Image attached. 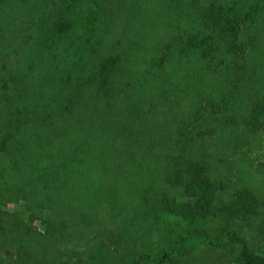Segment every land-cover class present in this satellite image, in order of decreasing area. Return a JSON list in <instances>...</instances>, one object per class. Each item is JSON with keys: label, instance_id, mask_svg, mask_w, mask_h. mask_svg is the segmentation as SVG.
<instances>
[{"label": "rangeland", "instance_id": "obj_1", "mask_svg": "<svg viewBox=\"0 0 264 264\" xmlns=\"http://www.w3.org/2000/svg\"><path fill=\"white\" fill-rule=\"evenodd\" d=\"M222 1L232 3V0ZM148 2L150 8L157 5L156 1ZM110 3L112 10L107 11L104 5ZM139 3L136 0H81L72 4L70 0H10L4 19L13 44L7 46L4 58L0 59V264L29 261L131 264L148 246L162 240V231L188 235L208 230L218 240L224 225L220 217L190 220L155 212V203L165 192L161 190L163 179L156 182V170L165 167L167 160L165 153L153 143L163 141L169 145L171 99L177 100L179 96L171 88L163 90L164 100L148 95L149 88L150 93L156 94L157 85L161 86L160 80L156 85L160 76L154 78L150 70L144 75L150 83L145 90L143 85L120 93L119 90L118 96L124 95L125 102L118 104L117 94H111L113 102L108 103L102 95L103 88L94 81L97 74L92 63L98 61L86 58L95 47L101 53L112 52L120 69L118 77L128 73L137 76L157 45H162L170 32H177L172 24L162 28L143 26ZM70 4V11L64 14L63 6ZM94 10H97L96 24L88 31L87 16ZM41 16L44 27L32 26L30 22ZM71 17L75 22L65 32L54 28ZM8 19L14 21L9 24ZM28 23L32 43L25 46L21 45L23 35L19 36L16 27ZM259 26L253 27L249 34L259 32L262 29ZM253 42L250 46L261 44L259 38ZM47 43L53 44L51 50ZM140 45L147 49H141ZM26 51L32 57L28 67L21 68L22 53ZM172 58L174 55L164 62L165 67L184 86L185 99L192 101L193 86H198L196 83L207 86L203 84V75L193 73L186 77L178 73V68H171L175 64ZM197 61L207 64L206 60L191 57L183 59L181 65L192 67ZM226 68L222 61L218 77L227 76ZM147 95L151 99L149 104ZM136 102L138 107L134 106ZM128 114L132 117L130 121L126 120ZM242 141L248 146L244 155L239 150L214 153L216 164L227 161L235 166L228 176L220 178L213 166L209 178L204 174L203 177L218 184L214 192L224 199L223 203L229 201L230 187L241 184L236 167L242 157L243 164L253 169L247 184L256 189L264 211V124ZM64 149L68 156H80L73 161H60L55 155H62ZM44 169L46 174H41ZM169 185L166 187L172 200L191 198L183 192L181 183ZM251 222L260 227H245V237L251 248L264 258L262 215ZM26 244L33 250L32 259L27 252L23 253ZM166 264L237 263L232 254L203 251L191 257H175Z\"/></svg>", "mask_w": 264, "mask_h": 264}, {"label": "trees", "instance_id": "obj_2", "mask_svg": "<svg viewBox=\"0 0 264 264\" xmlns=\"http://www.w3.org/2000/svg\"><path fill=\"white\" fill-rule=\"evenodd\" d=\"M70 1L72 4L73 1L78 3L81 0ZM136 1L140 2L139 12L143 15L141 20L143 26L162 28L164 25L172 24V29L177 32H170L164 38L163 44L157 45V49L147 57L148 64L142 67L135 77H132L134 73L118 77L116 74L120 69L117 67V57L112 52L101 53L100 49L97 51L95 47L86 57L90 58L91 62L94 58L98 61L92 63L97 74L94 81L101 85L104 90L103 97L111 104L113 102L110 100V97H113L111 94L118 96L119 90L120 93L130 88L139 89L140 85H143L145 90L146 85L150 83L145 81L144 75L150 70L154 78L160 76L156 80V85L160 80L161 86L157 85L156 94L153 91L150 93L149 88L148 95L152 94L153 98L164 100L165 88H171L174 93L176 92L179 97L177 100L171 99L169 112L172 122L169 145L166 146L163 141L153 143V146L165 153L167 160L165 167L156 170L158 173L156 182L163 179L164 188L161 190L165 192L157 199L155 212L176 214L182 219L190 220L217 216L223 220L224 225L217 235L218 240H215L208 230H198L188 235L162 231V240L148 246L131 264H166L175 257H191L192 254L196 255L203 251L232 254L237 264H264V258L251 248L245 237L248 227L259 226L251 221H256L259 215H262L264 220V211L260 208L262 199L257 196L256 189L247 184L248 174L253 171L252 167L243 164L242 157L239 159L240 164L236 168L241 184L230 187L231 199L224 203L222 202L224 199L219 198L214 192L215 189L218 190V184L203 177L204 174L209 178V171L213 166L217 168L220 178L223 175L228 176L235 166L227 161L216 164L214 153L219 155L220 152L226 154L239 150L240 154L244 155L243 152L248 146L242 140L257 132V128L264 124V0H232V3L222 0H153L157 5L152 8L148 0ZM71 4L63 6L66 9H63L66 12L64 14H68ZM9 6L10 0H0V59L4 58L7 46L13 44L10 43L4 19ZM104 7L107 11L112 10L111 3L105 4ZM96 11L87 16L88 31L96 24ZM42 17H35L36 21L30 22L31 25L42 27ZM12 21L14 20L8 19L9 24ZM72 22H75L72 17L66 18L54 28L63 33L73 25ZM259 25L262 28L259 32L249 34L253 27H260ZM16 29L19 30V36L23 35L21 45L32 43L29 23ZM256 38H259L261 44L250 46L255 43L253 41ZM86 41H90V38ZM80 42L84 44V41ZM51 44H48L50 50L53 48ZM250 47L253 50L252 54ZM140 48L147 49L144 45L143 47L140 45ZM22 55L24 64L21 68L24 66L27 68L32 55L29 51ZM171 55H174L172 59L175 61L171 68H178V73L185 74L186 77L193 73L203 75V84L207 86L196 83L198 86H193L192 92L195 95L192 101L185 99L184 86L178 84L177 77L171 75L165 67L164 62L168 61ZM191 57L200 61L206 60L207 64L203 65L197 61L192 67L181 65L183 59ZM222 61L227 67L225 71L227 76L224 79L218 77L217 73ZM125 64L127 65V61ZM207 68H210L208 72ZM148 95L146 102L149 104L151 99ZM125 98L120 94L116 101L119 104L125 102ZM156 104L160 105V102ZM134 106L138 107L137 102ZM131 118L128 114L126 120L130 121ZM68 154L64 149L62 155L55 156L64 162L73 161L80 156L75 154L76 157L73 158V155ZM65 170L67 169L64 168ZM40 173L46 174L45 169ZM197 177L201 180L197 181ZM176 182L182 184L183 192L191 198L187 200L186 197H182L183 200L178 201L171 199L170 189H167L166 185L170 183L171 186ZM25 252L28 253L29 259H32L33 250L28 249L27 244L23 253ZM225 257L226 255L223 256ZM27 264L37 263L29 261ZM75 264L86 263L78 261Z\"/></svg>", "mask_w": 264, "mask_h": 264}]
</instances>
